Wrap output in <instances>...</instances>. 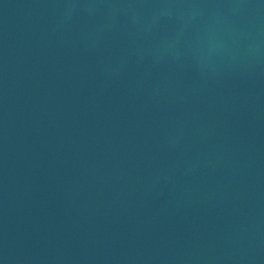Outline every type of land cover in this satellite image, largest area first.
<instances>
[{
	"label": "water",
	"instance_id": "1",
	"mask_svg": "<svg viewBox=\"0 0 264 264\" xmlns=\"http://www.w3.org/2000/svg\"><path fill=\"white\" fill-rule=\"evenodd\" d=\"M0 264H264V0H0Z\"/></svg>",
	"mask_w": 264,
	"mask_h": 264
}]
</instances>
